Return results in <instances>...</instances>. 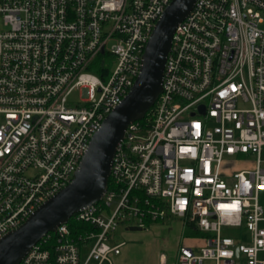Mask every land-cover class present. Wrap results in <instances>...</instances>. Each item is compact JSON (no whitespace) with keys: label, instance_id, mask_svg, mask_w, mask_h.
<instances>
[{"label":"built area","instance_id":"built-area-1","mask_svg":"<svg viewBox=\"0 0 264 264\" xmlns=\"http://www.w3.org/2000/svg\"><path fill=\"white\" fill-rule=\"evenodd\" d=\"M170 1L0 0V238L70 182ZM148 111L126 126L100 200L19 264H112L124 244L112 242L117 226L167 216L198 234L174 264H264V0H195ZM70 221L91 228L73 234Z\"/></svg>","mask_w":264,"mask_h":264},{"label":"water","instance_id":"water-1","mask_svg":"<svg viewBox=\"0 0 264 264\" xmlns=\"http://www.w3.org/2000/svg\"><path fill=\"white\" fill-rule=\"evenodd\" d=\"M195 0H171L155 22L141 54L139 74L127 94L102 120L70 182L40 204L17 228L0 238V264H19L26 252L48 232L82 208L98 202L107 189L115 148L126 126L142 119L161 91L163 67L175 26ZM125 231H144L128 225Z\"/></svg>","mask_w":264,"mask_h":264},{"label":"rangeland","instance_id":"rangeland-1","mask_svg":"<svg viewBox=\"0 0 264 264\" xmlns=\"http://www.w3.org/2000/svg\"><path fill=\"white\" fill-rule=\"evenodd\" d=\"M0 28L3 27L0 15ZM115 64L113 55L104 56V66L112 69ZM99 62H97V66ZM94 68L92 67L91 70ZM79 101V91L74 90L68 97V102L76 104ZM252 159V158H250ZM259 204L264 212V190L259 192ZM132 225L133 222H129ZM264 226V223L261 224ZM127 225H119L114 230L111 238L112 242H124V246L120 248V256L118 262H113V255L110 256L112 264H123L122 260L126 259L128 264H158V256L163 253L167 256V263L174 264L177 250L183 242V239L190 235L189 232L182 230V225L176 217L167 216L162 220L147 224L144 231H125ZM224 234L234 235L233 230H222ZM83 253L85 249L83 248Z\"/></svg>","mask_w":264,"mask_h":264},{"label":"crops","instance_id":"crops-1","mask_svg":"<svg viewBox=\"0 0 264 264\" xmlns=\"http://www.w3.org/2000/svg\"><path fill=\"white\" fill-rule=\"evenodd\" d=\"M250 165H249V163H245V162H236L235 164H234V167L236 168V169H243V168H246V167H249ZM262 223H264V221H262L261 223H260V225L262 224ZM262 226V225H261ZM262 227H264V226H262ZM185 240H183V242H184ZM123 246H124V244H123ZM82 249V248H81ZM82 252V254H81V258H83L84 257V255H85V253H86V250H85V253H83V250L81 251ZM120 254H121V252L118 254V255H116L115 256V258H114V256L112 257V259H113V262L114 263H116V262H118L117 260H118V257L120 256ZM161 254V253H160ZM159 254V255H160ZM261 256H263L264 257V253L263 254H261ZM122 263L123 264H128V262L126 261V259H123L122 260ZM158 264H159V256H158Z\"/></svg>","mask_w":264,"mask_h":264},{"label":"trees","instance_id":"trees-1","mask_svg":"<svg viewBox=\"0 0 264 264\" xmlns=\"http://www.w3.org/2000/svg\"><path fill=\"white\" fill-rule=\"evenodd\" d=\"M149 114H150V111H148V112L146 113V117L149 116ZM68 226L70 227L71 232H72L73 234H76V233L78 232V230H80V229H85V230H87V229H90V228H91L89 225H81V224H78V223H74V222H72V221H70V222L68 223ZM190 235H198V234H197V233H192V234H190ZM46 247H47V246H46Z\"/></svg>","mask_w":264,"mask_h":264}]
</instances>
